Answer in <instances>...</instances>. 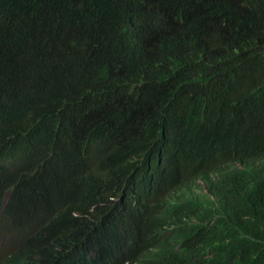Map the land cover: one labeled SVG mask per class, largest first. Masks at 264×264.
<instances>
[{"label": "trees", "instance_id": "trees-1", "mask_svg": "<svg viewBox=\"0 0 264 264\" xmlns=\"http://www.w3.org/2000/svg\"><path fill=\"white\" fill-rule=\"evenodd\" d=\"M105 2L92 14L89 0H0V264H107L116 250L143 264H264V0ZM108 25L140 45L116 59L89 34ZM97 108L113 128L126 119L99 174L64 181L62 163L18 140ZM195 177L218 205L192 202ZM97 221L113 235L89 256Z\"/></svg>", "mask_w": 264, "mask_h": 264}, {"label": "clouds", "instance_id": "clouds-1", "mask_svg": "<svg viewBox=\"0 0 264 264\" xmlns=\"http://www.w3.org/2000/svg\"><path fill=\"white\" fill-rule=\"evenodd\" d=\"M107 0H89V7L92 14L97 10L103 11L108 4ZM109 24L108 19H100L91 22L89 31L99 24ZM95 39V43L109 49L117 59V56L123 54L128 47L136 48L140 45V40L134 31L125 25H108L101 30L89 33ZM62 64L57 67L54 72L58 77L69 73L68 68ZM67 69V70H66ZM72 103L64 105L60 112L67 111ZM102 108V107H101ZM100 109L91 114V117H83L76 121L73 126L69 127L64 133L59 127L53 126L48 128L47 125H40L34 130H28L25 135L18 140L23 143L31 142L30 155L32 159L39 161L41 164L46 162L62 163V177L64 181H71L85 171L99 174L104 169L100 166L101 162L106 160L105 147L107 146V132L113 130H122L125 126L126 119L122 125L112 127L113 122L108 121ZM3 126L0 124V132ZM210 179H213V173L208 174ZM188 192L191 195L192 202L200 204V200H205L207 205H218V200L209 190V179L207 177H195L191 180ZM94 210H90L93 213ZM10 214V213H9ZM72 216L80 217V213L76 210L72 211ZM84 218L91 219L89 215ZM100 232L96 237L93 248L89 252V256H97L103 252V247L108 240L111 239L113 232L108 229L101 221H97ZM32 224L27 221L13 223L11 225L9 238H15V242L22 241L25 237L23 234L27 231L25 225ZM108 229V230H107ZM0 230H3V225H0ZM1 233V231H0ZM4 237L3 245L7 248L16 246V243ZM154 251H157L156 249ZM128 258L123 251L116 250L111 260L107 264H143L142 259L126 261Z\"/></svg>", "mask_w": 264, "mask_h": 264}]
</instances>
